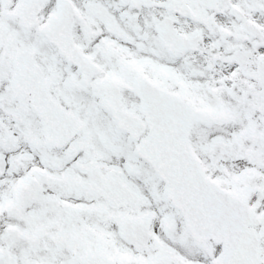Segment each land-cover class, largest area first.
I'll return each mask as SVG.
<instances>
[{
  "label": "snow or ice",
  "instance_id": "snow-or-ice-1",
  "mask_svg": "<svg viewBox=\"0 0 264 264\" xmlns=\"http://www.w3.org/2000/svg\"><path fill=\"white\" fill-rule=\"evenodd\" d=\"M0 264H264V0H0Z\"/></svg>",
  "mask_w": 264,
  "mask_h": 264
}]
</instances>
